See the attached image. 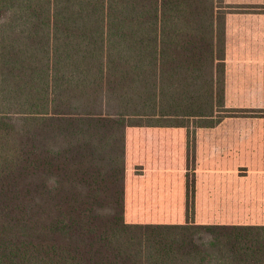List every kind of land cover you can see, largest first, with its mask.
Instances as JSON below:
<instances>
[{
    "label": "trees",
    "instance_id": "1",
    "mask_svg": "<svg viewBox=\"0 0 264 264\" xmlns=\"http://www.w3.org/2000/svg\"><path fill=\"white\" fill-rule=\"evenodd\" d=\"M224 0H0V264H264V225L195 221L224 105ZM182 130L185 217L126 218L128 135Z\"/></svg>",
    "mask_w": 264,
    "mask_h": 264
},
{
    "label": "crops",
    "instance_id": "2",
    "mask_svg": "<svg viewBox=\"0 0 264 264\" xmlns=\"http://www.w3.org/2000/svg\"><path fill=\"white\" fill-rule=\"evenodd\" d=\"M224 1L231 5L264 6V0ZM224 105L230 109L264 110V11L227 14ZM127 146V220L182 221L185 213L179 219L157 220L145 214L155 201L168 203V196L175 197L176 190L179 202L184 200V208L185 133L134 130L128 135ZM195 178L196 223L264 225L263 221L244 220L254 219L256 212L259 219L264 218V116H225L213 127L197 128ZM200 204H206V209L216 205L209 213L217 214L202 215ZM255 204L258 207L254 208ZM137 206H142V216L129 218L130 209L138 210ZM199 217L201 221L226 222H200Z\"/></svg>",
    "mask_w": 264,
    "mask_h": 264
},
{
    "label": "rangeland",
    "instance_id": "3",
    "mask_svg": "<svg viewBox=\"0 0 264 264\" xmlns=\"http://www.w3.org/2000/svg\"><path fill=\"white\" fill-rule=\"evenodd\" d=\"M164 198H162L163 200ZM159 200V199H158ZM167 200L169 201L168 203H157V201H155V203H151L150 204V208L147 209V213L145 214L146 216H150V219L153 220H157L158 218L161 219H166V218H170V217H174V219H179L182 218L184 215V208H183V201L179 202V197H178V191H175V197H173V195H169ZM206 204L199 205V208L201 210V214L202 215H207L209 213L210 209H213L216 205H211L210 208L206 209L204 208ZM261 205H259L260 207ZM258 207L257 204L254 205V208ZM138 210H135V207L131 208L128 214L129 218H136V217H141V213L143 211L142 206H137L136 207ZM200 214V217H201ZM217 214L216 212H210L209 215L214 217L213 215ZM254 219H244L245 221H247L248 223L250 222H255V221H263L264 222V218H260L258 216V213H254ZM199 217V218H200ZM217 217V216H216ZM184 219V218H183ZM203 219L200 218V222H210V223H218V222H226L223 220H205V221H201ZM242 220V221H244ZM232 222V221H231Z\"/></svg>",
    "mask_w": 264,
    "mask_h": 264
}]
</instances>
